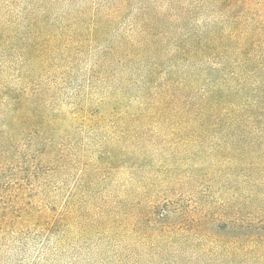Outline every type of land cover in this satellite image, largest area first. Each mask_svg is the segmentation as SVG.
<instances>
[{"label": "trees", "instance_id": "trees-1", "mask_svg": "<svg viewBox=\"0 0 264 264\" xmlns=\"http://www.w3.org/2000/svg\"><path fill=\"white\" fill-rule=\"evenodd\" d=\"M40 1L44 14L31 18L32 30L13 46L21 52L0 61V136H42V152L53 157L64 145L57 140L61 123L109 117L158 124L166 137L207 154L206 170L244 173L246 214L219 223L246 255L264 254V10L255 0H67L69 9L58 7L65 0ZM208 6L213 20H201ZM80 64L87 66L89 90L76 93L64 115L53 113L38 77L56 68L46 76L50 84H67ZM5 66L12 77L2 75ZM109 99L111 106L99 110ZM4 151L0 169L9 163ZM12 197L0 201V216L8 220L38 216L59 232L68 218L40 208L34 215L33 202ZM153 212L155 228L163 225L174 241L209 221L190 224L180 216L170 224V215L184 210L167 201Z\"/></svg>", "mask_w": 264, "mask_h": 264}, {"label": "rangeland", "instance_id": "rangeland-1", "mask_svg": "<svg viewBox=\"0 0 264 264\" xmlns=\"http://www.w3.org/2000/svg\"><path fill=\"white\" fill-rule=\"evenodd\" d=\"M70 6L65 0L58 7ZM253 6L264 10V0ZM210 8L203 9L201 20H213ZM42 9L40 0H0V61L12 62L21 52L13 46H21L32 30L31 18L42 16ZM49 69L38 77L41 94L53 113L62 114L78 99L76 93L89 90L84 89L87 66L78 65L73 79L58 86L47 78L57 69ZM3 71L12 77L9 66ZM111 104L109 99L99 110ZM62 124L57 140L64 145L53 157L42 152V136L18 135L13 141L0 136V152L6 149L3 158L9 162L0 169V201L23 196L35 204L34 215L40 208L47 216H68L59 232L38 216H0V264H264V254L246 255L219 223L246 214L244 173L206 170L207 154L166 137L158 124L109 117ZM60 154L64 157L55 159ZM165 201L184 210L173 212L170 224L178 225L180 216L190 224L209 221L183 230L182 241L171 240L161 223L153 225L158 216L153 208Z\"/></svg>", "mask_w": 264, "mask_h": 264}]
</instances>
